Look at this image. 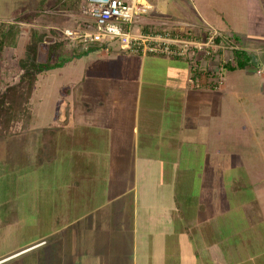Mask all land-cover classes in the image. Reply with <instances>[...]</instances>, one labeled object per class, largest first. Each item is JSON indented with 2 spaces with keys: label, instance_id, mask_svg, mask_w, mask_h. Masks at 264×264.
<instances>
[{
  "label": "crops",
  "instance_id": "1",
  "mask_svg": "<svg viewBox=\"0 0 264 264\" xmlns=\"http://www.w3.org/2000/svg\"><path fill=\"white\" fill-rule=\"evenodd\" d=\"M180 2H148L150 22L141 28L181 32L208 24L223 42L235 43L234 33H224L221 23L197 9L191 17ZM243 12L240 39L264 37V0H248ZM18 14L13 10L12 18ZM241 48L261 65L254 55L258 48L247 43ZM98 54L105 59L81 71L75 84L81 88L66 103L59 128L71 129L66 149L81 155L70 168L76 172L70 190L76 208L84 202L86 210L69 212L73 194L63 197L56 211L40 216L49 233L0 262L32 250L36 264H204L199 241L213 221L210 134L219 118L223 80L216 88L198 86L192 69L205 66L183 59L104 47ZM207 249L210 262L218 264L217 245Z\"/></svg>",
  "mask_w": 264,
  "mask_h": 264
},
{
  "label": "rangeland",
  "instance_id": "2",
  "mask_svg": "<svg viewBox=\"0 0 264 264\" xmlns=\"http://www.w3.org/2000/svg\"><path fill=\"white\" fill-rule=\"evenodd\" d=\"M180 1L191 17L196 18L192 12L197 15V9L208 21L221 23L224 33H234L235 43L234 39L233 44L229 43L233 48L243 47L245 43L258 48L254 55L261 60L260 66L253 62L243 70L223 72L224 93H217L219 118L213 122L215 126L210 134L209 150L215 169L207 172L208 178L213 179L209 182L213 186V221L204 227V238L199 245L204 264H215L210 262L212 252L207 249L210 245L218 247V264H264V37H239L244 31L243 10L248 0ZM216 7L224 15L216 13ZM13 10L19 13L17 20L12 18ZM76 14L75 8L57 6V0H0V23L6 24L10 35L17 26L21 30L17 46L7 41L1 55L0 90L15 84L24 71V64H29L28 44L33 33L44 37L39 43L38 61L45 62L53 36L49 31L74 27L81 21ZM147 22H150V12L136 16L133 32ZM67 41L69 49L63 57L69 62L39 75L23 131L0 138V259L48 234L49 225L40 216L43 212L56 211L63 197L73 194L69 212L86 210L84 202L76 208L75 191L70 190L76 175L70 168L81 155L78 150L66 149V134H72L71 129L69 132L59 128L64 126L66 103L81 88H75L81 80V71L84 73L86 67L92 68L105 59L97 57L103 47L115 52L122 50L117 42H112L94 45L95 52L87 51L80 58H72L73 54L87 49ZM227 52L231 55L232 50ZM57 60L52 58L51 63ZM218 60L217 57L215 61ZM48 128L57 130L51 148L56 158L40 163L44 132ZM101 189L93 194L96 201L101 198ZM99 203L95 202L94 206ZM25 253L0 264H36L35 253L32 250Z\"/></svg>",
  "mask_w": 264,
  "mask_h": 264
},
{
  "label": "built area",
  "instance_id": "3",
  "mask_svg": "<svg viewBox=\"0 0 264 264\" xmlns=\"http://www.w3.org/2000/svg\"><path fill=\"white\" fill-rule=\"evenodd\" d=\"M151 5L145 0H85L74 27L60 30L62 36L77 42L84 49L94 45H109L117 42L124 52L140 55H158L183 59L192 65L202 63L205 68L219 76L221 83L227 51L234 50L222 41V34L210 25L203 30L187 29L178 32L174 29L143 28L133 32L136 16L147 14ZM218 57V61L215 59Z\"/></svg>",
  "mask_w": 264,
  "mask_h": 264
},
{
  "label": "trees",
  "instance_id": "4",
  "mask_svg": "<svg viewBox=\"0 0 264 264\" xmlns=\"http://www.w3.org/2000/svg\"><path fill=\"white\" fill-rule=\"evenodd\" d=\"M83 0H74L68 2L66 0H57V6L71 9L75 8L78 12L83 5ZM11 35V31L6 24L0 23V58L3 51L6 49V42L17 46L21 30L19 26ZM150 27L144 26L145 31L149 30ZM52 40L48 44L47 59L45 62L38 61L39 43L42 42L43 36L37 33H33L31 42L28 44L30 53V62L28 65L24 64V71L19 77L18 81L10 86H7L4 90H0V138H9L19 134L23 131L24 125L30 116V104L34 93L36 83L39 75L47 70L63 67L67 62V59L63 55L68 50L69 41L65 40L61 32L56 30L49 31ZM73 42V41H71ZM75 47H80V44L73 42ZM74 49V47H73ZM95 49V46H90L86 51H80L72 55L81 57L85 52H90ZM58 59L51 63V59ZM254 62L253 56L244 49L237 48L232 50V59L224 64L225 70H243ZM193 78L196 84L200 87L207 86L210 88L218 87L219 76L216 73L208 71L206 68L194 67L192 69ZM55 131L52 128H48L44 132V144L40 150L39 162L50 161L54 159V154L51 152V137ZM50 150V151H49Z\"/></svg>",
  "mask_w": 264,
  "mask_h": 264
}]
</instances>
